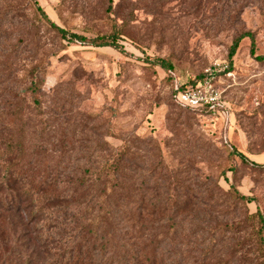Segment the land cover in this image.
<instances>
[{
	"label": "rangeland",
	"instance_id": "obj_1",
	"mask_svg": "<svg viewBox=\"0 0 264 264\" xmlns=\"http://www.w3.org/2000/svg\"><path fill=\"white\" fill-rule=\"evenodd\" d=\"M107 5L0 0V99L12 92L16 107L29 106L13 129L23 134L24 161L37 175L59 179L52 188L65 193L76 187L70 179L101 166L114 174L113 201L133 209L132 223L147 229L150 248L163 242L165 264H263L250 246H235L236 236L215 233L214 211L233 214V185L255 200L237 204L235 215L264 216V168L255 167L264 165V60H257L264 56V0H112L110 12ZM48 21L87 39L114 34L120 51L63 41ZM242 35L250 37L229 60ZM162 60L181 81L215 70L226 115L176 107ZM25 71L39 73L37 94L24 93ZM189 194L207 203L206 214L188 209ZM19 224H0V264H25L32 253L34 235ZM32 255L30 264L42 263Z\"/></svg>",
	"mask_w": 264,
	"mask_h": 264
},
{
	"label": "trees",
	"instance_id": "obj_2",
	"mask_svg": "<svg viewBox=\"0 0 264 264\" xmlns=\"http://www.w3.org/2000/svg\"><path fill=\"white\" fill-rule=\"evenodd\" d=\"M34 6L46 18L36 2ZM106 10L107 12L112 10V0H108ZM48 22L63 41L78 42L95 48L110 47L120 51L114 34L87 39ZM247 37L250 35H242L233 42L228 54L229 60L240 40ZM257 60L263 61L264 56L257 57ZM159 67L167 71L170 96L176 107L188 113L212 116L205 109H191L177 104L173 99L175 87L184 89L191 79L181 81L170 70L171 64L167 61H159ZM24 73L26 83L29 82L24 93L37 94L40 90L39 73L32 74L29 71ZM14 97L10 92L4 97L6 99H0V224L7 220H18L26 235L33 234L30 257L36 253L39 261H42L41 264H165L162 258L163 242L159 241L154 249L150 248L147 229H143L142 232L136 231V226L132 223L133 209L121 207L113 201L116 200L117 182L114 174L105 173L107 171L101 166L97 174L89 172L87 176L70 179L69 182H74L76 187L70 193H65L52 188L53 185L61 183L59 179L56 182L55 177L37 175L34 163L24 161V149L21 147L23 134H14L13 129L17 122L22 121L23 109L26 112L29 106L24 101L25 108L16 107L13 103ZM33 104L37 106L39 101L35 98ZM223 145L227 146L229 153L243 164L254 166L243 154L234 151L227 142ZM255 167L264 168V165L256 164ZM171 184L175 186L174 182ZM173 192V197L178 198L176 190L173 189ZM227 196L234 202L233 214L222 216L219 211H214L218 216L215 233L236 236L235 246H250V249L259 255L257 260L264 264L263 214L257 210L252 214L246 212L235 215L234 209L237 204H251L255 200L241 195L233 185L229 186ZM187 201L184 200L180 208H187ZM190 205L188 209L195 213H204L202 210H207L208 207L205 201H198L195 196ZM245 226L250 229L245 231L243 229ZM205 253L208 254L209 251L205 249ZM30 257L25 264L31 263ZM13 263L6 261V264Z\"/></svg>",
	"mask_w": 264,
	"mask_h": 264
},
{
	"label": "built area",
	"instance_id": "obj_3",
	"mask_svg": "<svg viewBox=\"0 0 264 264\" xmlns=\"http://www.w3.org/2000/svg\"><path fill=\"white\" fill-rule=\"evenodd\" d=\"M215 72L213 69H205L199 77L191 79L184 89L175 87L174 101L191 109H205L212 116L226 115L221 91L215 85Z\"/></svg>",
	"mask_w": 264,
	"mask_h": 264
}]
</instances>
